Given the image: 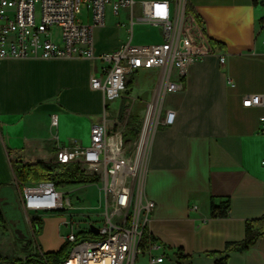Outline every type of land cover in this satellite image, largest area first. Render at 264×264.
Instances as JSON below:
<instances>
[{"label":"crops","instance_id":"0c3cea01","mask_svg":"<svg viewBox=\"0 0 264 264\" xmlns=\"http://www.w3.org/2000/svg\"><path fill=\"white\" fill-rule=\"evenodd\" d=\"M189 8L216 54L197 60L163 99L162 113L172 109L175 118L157 126L151 144L149 229L173 264H215L225 256L226 264H264V234L245 251H225L244 238L247 219L264 215V0H189ZM101 66L86 58L0 60V191L15 179L12 158L47 161L58 144L88 145L91 126H114L131 92L150 89L151 99L158 69L134 71L153 74L150 85L132 72L129 92L104 101L90 86ZM253 94L260 104L244 106ZM227 199L229 216L211 217V201Z\"/></svg>","mask_w":264,"mask_h":264},{"label":"built area","instance_id":"2783aa9c","mask_svg":"<svg viewBox=\"0 0 264 264\" xmlns=\"http://www.w3.org/2000/svg\"><path fill=\"white\" fill-rule=\"evenodd\" d=\"M136 3L135 0H0V60L100 61V72L91 75L90 86L102 92L104 101L123 94L132 72L147 68L159 71L134 144L127 146L121 130L103 123L91 126L88 145H79L75 140L70 146L57 145L56 160L60 165L77 163L85 174L98 178L95 184L100 195V211L95 214L98 218L87 213L82 221L76 220L74 213L69 215L63 225L69 229L67 242L74 245L64 259L53 264L174 263L175 258L168 256L149 229L155 207L145 190L151 144L159 124L169 126L174 122L172 109L162 113L165 95L181 88L197 60L216 52L202 23L189 8V0H142L138 18ZM107 7L114 16L119 11H128L129 35L118 48L97 52L93 32L94 28L105 26ZM82 10L87 11V22L77 17ZM137 20L160 26L161 40L133 44V26ZM219 61L224 62L223 55H219ZM260 102L259 94L243 99L244 106ZM260 119L264 130V116ZM51 123L56 125L55 116ZM13 183L32 231L30 242L35 249L32 255L42 264H51L36 242L31 222L43 213L73 209L71 198L51 180L24 184L22 188L16 178ZM29 212H33V218L28 216ZM92 226L98 231L93 232ZM81 234L96 237L87 239Z\"/></svg>","mask_w":264,"mask_h":264},{"label":"rangeland","instance_id":"374dc122","mask_svg":"<svg viewBox=\"0 0 264 264\" xmlns=\"http://www.w3.org/2000/svg\"><path fill=\"white\" fill-rule=\"evenodd\" d=\"M135 16L138 18L141 16L139 3L142 0H135ZM173 1V0H171ZM77 17L82 18L87 22V11L82 10ZM130 26V15L128 11H119L117 16H114L110 12V8H106L105 12V26L99 30H94L93 39L97 52H105L109 50V47L115 45L118 41H125L128 38V27ZM55 33H58V29H55ZM162 36V28L160 26H154L148 23L136 21L133 26V38L132 43L135 45L149 44L151 42L160 41ZM135 79H141L143 83L150 85V82L154 81V75L140 72L135 73ZM127 90V89H126ZM129 90L125 91L127 94ZM151 90H145L143 92H131L127 99H124L119 106L123 117L118 119L115 123V129H119L123 133V139L127 146L134 144L137 137L135 131L140 129L142 119L146 110L147 100L150 99ZM118 103L114 102L113 107L118 108ZM119 109V108H118ZM48 153L51 156L46 162L53 167L54 170L60 171L63 166L56 160V149L48 148ZM16 158H12L14 163ZM5 184L2 187V194L0 196V210L3 211L7 219H20L19 228L25 234L23 239L18 238L15 235H8L5 233L6 229L10 228L8 223L5 227L0 225V253L2 256H6L9 259L21 258L24 259L27 255L32 254L35 249L30 242L32 239V231L26 218V214L20 204L18 195L15 191L14 183ZM96 182V181H95ZM93 183H78V184H61L58 189L63 192L65 196H69L73 203V209L59 211L56 213H43L38 215L40 219V227L36 231L35 239L42 250L47 256L50 253H54L63 248L64 253L68 254L72 249L74 243L67 242L66 235L69 229L63 225V222L69 219L70 214H76V220H84V215L87 213H94L93 218L100 210L99 205V190L98 186ZM21 188L24 184L20 183ZM7 202V204H4ZM29 217L33 218V212H29ZM82 226L85 223H81ZM11 230V228H10ZM12 232V231H11ZM83 238L93 239L96 236H89L81 234ZM39 248L37 249L40 254ZM51 264L53 262L48 257ZM169 264V263H166Z\"/></svg>","mask_w":264,"mask_h":264},{"label":"trees","instance_id":"16d2710c","mask_svg":"<svg viewBox=\"0 0 264 264\" xmlns=\"http://www.w3.org/2000/svg\"><path fill=\"white\" fill-rule=\"evenodd\" d=\"M254 3L257 0H253ZM132 80L128 79L126 86L131 87ZM137 135V131H135ZM11 166L15 178L22 184H29L36 181L51 180L55 185L60 186L61 184H78V183H93L98 178L93 175L85 174L77 163L68 165H62L63 168L60 171L53 169L48 162L43 160L37 161H23L20 158H16L15 162H12ZM229 200H224L219 204H215L214 200L211 201V217H227L229 216ZM8 223L7 219L2 210H0V225L5 227ZM33 232L36 235V231L40 227L39 217L32 219ZM264 234V215L259 217L250 218L245 221V236L241 241L228 242L226 244L225 251H238L242 252L247 250L249 247L254 246L261 236ZM68 254L64 253L63 248L60 250L48 254L46 257L50 258L53 263H57L64 259ZM42 264L41 260L33 256L32 254L27 255L24 259L14 258L9 259L6 256H2L0 253V264ZM227 256L215 260V264H226Z\"/></svg>","mask_w":264,"mask_h":264},{"label":"water","instance_id":"95a60500","mask_svg":"<svg viewBox=\"0 0 264 264\" xmlns=\"http://www.w3.org/2000/svg\"><path fill=\"white\" fill-rule=\"evenodd\" d=\"M1 194H2V191H0V196H1ZM4 204H7V202H4ZM7 222L9 224V226L11 227V229H12L13 233L15 234V236H17L20 239H23L25 237V234L19 228V224L21 222L20 219H18V218H16V219H7ZM91 228H92L93 232H97L98 231L95 226H92Z\"/></svg>","mask_w":264,"mask_h":264}]
</instances>
